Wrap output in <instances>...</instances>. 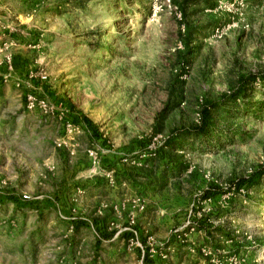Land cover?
Here are the masks:
<instances>
[{
  "label": "rangeland",
  "instance_id": "374dc122",
  "mask_svg": "<svg viewBox=\"0 0 264 264\" xmlns=\"http://www.w3.org/2000/svg\"><path fill=\"white\" fill-rule=\"evenodd\" d=\"M14 59L12 264H264V0H0Z\"/></svg>",
  "mask_w": 264,
  "mask_h": 264
},
{
  "label": "crops",
  "instance_id": "0c3cea01",
  "mask_svg": "<svg viewBox=\"0 0 264 264\" xmlns=\"http://www.w3.org/2000/svg\"><path fill=\"white\" fill-rule=\"evenodd\" d=\"M14 63H15L14 66H12L10 70L7 67L6 63L4 62L0 63V126H5L4 122H8V126H5L8 128H10V125L12 124L13 116L10 115V117L7 119V117H5V113L3 112L4 110L3 108L7 102V104H9L8 107L10 109L12 107L11 103L16 102L21 97V94H23V88H24V85H22L21 87L15 86V81L17 80V78L20 79L24 73L22 72L23 65L20 62H17V59H14ZM0 132H3V131H1L0 129ZM11 145L12 144L10 142H4L3 144L0 143V149L1 150H12V149L17 150L18 149L16 147L12 148ZM4 197H5L4 194H0V199ZM0 262H3L4 264L13 263V260L11 259V253L9 250V246L6 248V246L0 245Z\"/></svg>",
  "mask_w": 264,
  "mask_h": 264
},
{
  "label": "trees",
  "instance_id": "16d2710c",
  "mask_svg": "<svg viewBox=\"0 0 264 264\" xmlns=\"http://www.w3.org/2000/svg\"><path fill=\"white\" fill-rule=\"evenodd\" d=\"M111 30H113V29H111ZM113 33V34H112ZM112 33H111V35L109 36V38H108V40H107V42L108 41H110V42H112L113 40H114V38H115V35H116V33H117V30H115L114 29V31H112ZM107 37V36H106ZM261 82H262V84L264 85V75L263 76H261ZM255 80V78L252 76L251 78H247V82L246 83H248V82H250V81H254ZM246 88H247V86H245V84L235 93V95L234 96H232V97H230V98H224L225 100V102L223 103V105L224 106H227L229 103L232 105V106H235V107H238L239 106V103L236 101V99L238 98V97H242V100L244 101L245 100V98H244V96L245 95H248L247 94V91H246ZM241 104H242V106H241V108L240 109H244L245 111H248L249 109H250V107L251 106H249V105H247L246 103H242L241 102ZM262 104H264V103H262ZM222 107V109H223V112H229L230 111V109L229 108H226V107ZM259 110L260 111H262L263 110V107L261 108H259ZM88 123L90 124V122L88 121ZM248 183V178H242V179H240L239 180V183H238V188H240L241 186H244V185H246ZM12 199H14V200H17V201H20L21 199H19V198H17L16 196H10ZM19 199V200H18Z\"/></svg>",
  "mask_w": 264,
  "mask_h": 264
},
{
  "label": "bare ground",
  "instance_id": "6f19581e",
  "mask_svg": "<svg viewBox=\"0 0 264 264\" xmlns=\"http://www.w3.org/2000/svg\"><path fill=\"white\" fill-rule=\"evenodd\" d=\"M112 31H113V30H110V33H112ZM108 38H109V37L107 36L106 41L108 40Z\"/></svg>",
  "mask_w": 264,
  "mask_h": 264
},
{
  "label": "built area",
  "instance_id": "2783aa9c",
  "mask_svg": "<svg viewBox=\"0 0 264 264\" xmlns=\"http://www.w3.org/2000/svg\"><path fill=\"white\" fill-rule=\"evenodd\" d=\"M23 198H25V199H26V198H27V196H26V195H23Z\"/></svg>",
  "mask_w": 264,
  "mask_h": 264
}]
</instances>
